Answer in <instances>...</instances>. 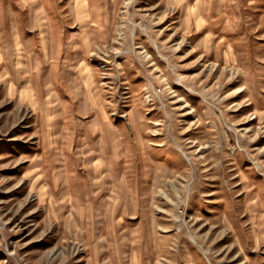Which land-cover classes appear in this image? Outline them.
I'll use <instances>...</instances> for the list:
<instances>
[{
  "label": "rangeland",
  "instance_id": "rangeland-1",
  "mask_svg": "<svg viewBox=\"0 0 264 264\" xmlns=\"http://www.w3.org/2000/svg\"><path fill=\"white\" fill-rule=\"evenodd\" d=\"M0 264H264V0H0Z\"/></svg>",
  "mask_w": 264,
  "mask_h": 264
}]
</instances>
